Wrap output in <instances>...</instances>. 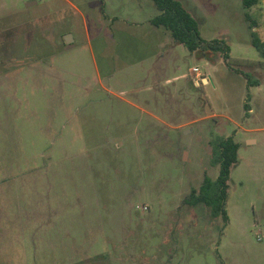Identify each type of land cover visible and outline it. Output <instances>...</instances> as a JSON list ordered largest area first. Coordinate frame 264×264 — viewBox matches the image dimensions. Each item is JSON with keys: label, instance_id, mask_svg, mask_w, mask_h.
Here are the masks:
<instances>
[{"label": "rangeland", "instance_id": "obj_1", "mask_svg": "<svg viewBox=\"0 0 264 264\" xmlns=\"http://www.w3.org/2000/svg\"><path fill=\"white\" fill-rule=\"evenodd\" d=\"M181 1L230 58L181 59L155 107L130 102L121 58L138 55L148 0H0V245H17L0 264H264V0ZM230 136L225 224L189 199Z\"/></svg>", "mask_w": 264, "mask_h": 264}, {"label": "trees", "instance_id": "obj_2", "mask_svg": "<svg viewBox=\"0 0 264 264\" xmlns=\"http://www.w3.org/2000/svg\"><path fill=\"white\" fill-rule=\"evenodd\" d=\"M159 14L150 22L157 28H163L168 31L176 44L184 45L192 53L223 54V59L228 61L230 56V47L221 39L206 40L201 36L199 23L191 12L185 7L181 0H152ZM260 0H242L243 8L249 10L256 6ZM261 56L264 58V46L255 45ZM259 83L252 84L248 81V98L250 97V88L258 86ZM245 110L251 108L245 104ZM214 146L218 152L217 164L219 173L215 180L205 178L198 190L192 191L189 203L191 205H203L210 209L213 218H221L228 223V214L226 211V201L228 197L229 182L231 180L232 170L239 161L240 145L230 137H218Z\"/></svg>", "mask_w": 264, "mask_h": 264}, {"label": "crops", "instance_id": "obj_3", "mask_svg": "<svg viewBox=\"0 0 264 264\" xmlns=\"http://www.w3.org/2000/svg\"><path fill=\"white\" fill-rule=\"evenodd\" d=\"M148 4L156 7L152 0H148ZM158 14L159 11H156L153 16H148V18L145 19V26L142 27L141 36L144 42L141 43L138 55L131 54L130 50L123 51L121 54L122 59H131V63L136 65L137 72L135 73H137V76L135 78L137 82L133 85H137L138 83L141 86L139 93L132 96L133 101L130 102L134 103V100H137L142 104H154L155 107L163 103L164 93L162 90L164 86H169L170 82L172 83L185 78L186 72L184 70H181L179 73L176 71L180 64V60L184 58L194 60L196 58V53L190 52L184 45L176 44L168 31L166 34L165 29L157 28L151 24L150 21ZM132 59H135V61L132 62ZM203 60H205L209 67V71L207 72L209 74L206 75V79H204L203 82L207 80L208 83H210L212 78L210 74L216 73V65L212 64L211 61L205 57ZM101 63L103 64H100V66L97 65V70L98 73L101 74V77L102 71L105 75L104 77L109 81L117 77L116 72L110 67L108 58L102 57ZM103 68L107 69V71L103 70ZM142 112L146 113L147 109L142 108ZM16 246L17 245L10 246L8 243H4L3 246L0 245L1 248L4 247V250L9 247L16 248ZM5 263L11 264L10 261Z\"/></svg>", "mask_w": 264, "mask_h": 264}, {"label": "water", "instance_id": "obj_4", "mask_svg": "<svg viewBox=\"0 0 264 264\" xmlns=\"http://www.w3.org/2000/svg\"><path fill=\"white\" fill-rule=\"evenodd\" d=\"M37 3H36V1H30V2H28L27 4H26V7H30V6H33V5H36ZM71 38V35H67L66 36V42L67 43H70V39Z\"/></svg>", "mask_w": 264, "mask_h": 264}, {"label": "built area", "instance_id": "obj_5", "mask_svg": "<svg viewBox=\"0 0 264 264\" xmlns=\"http://www.w3.org/2000/svg\"><path fill=\"white\" fill-rule=\"evenodd\" d=\"M194 71H196V72H199V70L196 68V69H194Z\"/></svg>", "mask_w": 264, "mask_h": 264}]
</instances>
